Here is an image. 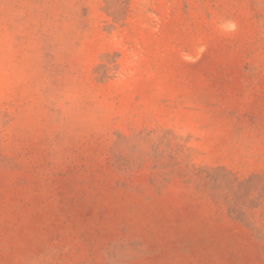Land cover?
Masks as SVG:
<instances>
[{
	"label": "rangeland",
	"instance_id": "obj_1",
	"mask_svg": "<svg viewBox=\"0 0 264 264\" xmlns=\"http://www.w3.org/2000/svg\"><path fill=\"white\" fill-rule=\"evenodd\" d=\"M0 264H264V0H0Z\"/></svg>",
	"mask_w": 264,
	"mask_h": 264
}]
</instances>
